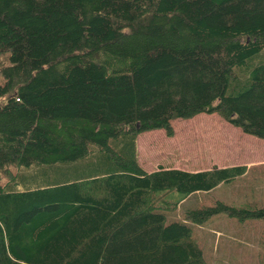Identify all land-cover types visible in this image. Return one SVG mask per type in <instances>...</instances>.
<instances>
[{
  "label": "trees",
  "instance_id": "obj_1",
  "mask_svg": "<svg viewBox=\"0 0 264 264\" xmlns=\"http://www.w3.org/2000/svg\"><path fill=\"white\" fill-rule=\"evenodd\" d=\"M0 264H209L169 210L247 172L139 163L138 136L217 113L264 138V0H0ZM15 167V171L9 170Z\"/></svg>",
  "mask_w": 264,
  "mask_h": 264
},
{
  "label": "rangeland",
  "instance_id": "obj_2",
  "mask_svg": "<svg viewBox=\"0 0 264 264\" xmlns=\"http://www.w3.org/2000/svg\"><path fill=\"white\" fill-rule=\"evenodd\" d=\"M8 65L9 52L0 53V83L4 81L2 68ZM172 126V135L160 128L139 134V163L144 169L153 171L164 165L196 171L238 164L248 169L232 183L191 195L169 210L171 218L184 219L187 208L210 205L219 199L236 205H264V138L244 132L217 113L176 118ZM7 173L0 172L2 181L8 179ZM196 228L209 264H264L263 220L240 221L220 214Z\"/></svg>",
  "mask_w": 264,
  "mask_h": 264
},
{
  "label": "crops",
  "instance_id": "obj_3",
  "mask_svg": "<svg viewBox=\"0 0 264 264\" xmlns=\"http://www.w3.org/2000/svg\"><path fill=\"white\" fill-rule=\"evenodd\" d=\"M164 166V165H163Z\"/></svg>",
  "mask_w": 264,
  "mask_h": 264
}]
</instances>
